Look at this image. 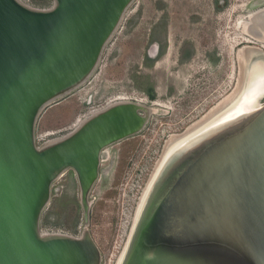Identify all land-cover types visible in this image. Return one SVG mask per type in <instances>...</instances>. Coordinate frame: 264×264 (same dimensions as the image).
Listing matches in <instances>:
<instances>
[{
  "label": "water",
  "instance_id": "obj_1",
  "mask_svg": "<svg viewBox=\"0 0 264 264\" xmlns=\"http://www.w3.org/2000/svg\"><path fill=\"white\" fill-rule=\"evenodd\" d=\"M129 2L0 0V264H99L86 229L42 233L39 213L65 168L87 202L100 149L137 133L150 109L112 101L39 148L33 125L90 73ZM235 58L233 88L164 141L113 264H264V52Z\"/></svg>",
  "mask_w": 264,
  "mask_h": 264
},
{
  "label": "rangeland",
  "instance_id": "obj_2",
  "mask_svg": "<svg viewBox=\"0 0 264 264\" xmlns=\"http://www.w3.org/2000/svg\"><path fill=\"white\" fill-rule=\"evenodd\" d=\"M18 1L38 9L52 5V0ZM263 8L264 0H130L90 73L39 111L33 143L39 148L64 136L112 101H139L152 112L137 133L99 151L87 216L76 175L66 168L49 184L38 230L78 236L86 229L99 264H113L164 141L233 88L237 49L251 45L264 52L247 16Z\"/></svg>",
  "mask_w": 264,
  "mask_h": 264
},
{
  "label": "bare ground",
  "instance_id": "obj_3",
  "mask_svg": "<svg viewBox=\"0 0 264 264\" xmlns=\"http://www.w3.org/2000/svg\"><path fill=\"white\" fill-rule=\"evenodd\" d=\"M248 17H249V27L251 28V31H253L252 33L253 34H255L254 35V37H253V39H254V41H258V42H260V46H263L264 44V8L262 9V11H259V10H256V11H254L253 12V14H250V15H247ZM247 16H246V19H247ZM245 40H248V38H245ZM253 42V41H252ZM254 43V42H253ZM244 46H250V47H252L251 45H244ZM122 101H124V100H122ZM258 103H260L259 101H258ZM261 105V103L259 104V106ZM41 110V109H40ZM40 110H38L37 112L39 113V111ZM150 112H152V109H150V111H149V113ZM37 113V114H38ZM37 116V115H36ZM149 116V115H148ZM36 118V117H35ZM53 140H49V141H47L46 143H49V142H52ZM113 142H115V141H113ZM112 143V142H111ZM110 144V143H109ZM108 145V144H107ZM106 145V146H107ZM105 147V146H104ZM102 149V148H101ZM100 149V150H101ZM66 169V168H65ZM65 169H62L61 171H59L56 175H55V177L52 179V181L53 180H55L56 178H58V177H60V175H62V173L65 171ZM84 195L82 196V198H81V201H83L84 200ZM49 199V198H48ZM48 199L47 200H45V202H44V205L47 203V201H48ZM84 208L86 209V207H88V202H86L85 200H84Z\"/></svg>",
  "mask_w": 264,
  "mask_h": 264
},
{
  "label": "built area",
  "instance_id": "obj_4",
  "mask_svg": "<svg viewBox=\"0 0 264 264\" xmlns=\"http://www.w3.org/2000/svg\"><path fill=\"white\" fill-rule=\"evenodd\" d=\"M42 233H47V232H42ZM50 233H52V232H50Z\"/></svg>",
  "mask_w": 264,
  "mask_h": 264
},
{
  "label": "flooded vegetation",
  "instance_id": "obj_5",
  "mask_svg": "<svg viewBox=\"0 0 264 264\" xmlns=\"http://www.w3.org/2000/svg\"><path fill=\"white\" fill-rule=\"evenodd\" d=\"M246 18V17H245ZM258 42V41H257Z\"/></svg>",
  "mask_w": 264,
  "mask_h": 264
}]
</instances>
